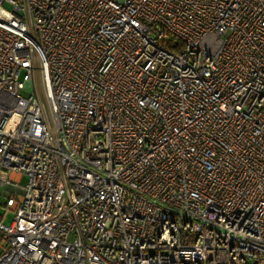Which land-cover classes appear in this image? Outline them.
Masks as SVG:
<instances>
[{
    "label": "built area",
    "instance_id": "2783aa9c",
    "mask_svg": "<svg viewBox=\"0 0 264 264\" xmlns=\"http://www.w3.org/2000/svg\"><path fill=\"white\" fill-rule=\"evenodd\" d=\"M0 264H264V0H0Z\"/></svg>",
    "mask_w": 264,
    "mask_h": 264
},
{
    "label": "rangeland",
    "instance_id": "374dc122",
    "mask_svg": "<svg viewBox=\"0 0 264 264\" xmlns=\"http://www.w3.org/2000/svg\"><path fill=\"white\" fill-rule=\"evenodd\" d=\"M24 93H25V92L23 91L22 94H24ZM24 180H25V178L23 177L21 181L24 182Z\"/></svg>",
    "mask_w": 264,
    "mask_h": 264
}]
</instances>
